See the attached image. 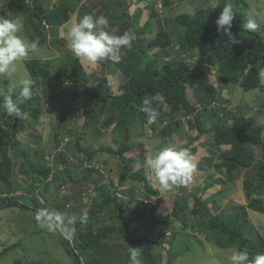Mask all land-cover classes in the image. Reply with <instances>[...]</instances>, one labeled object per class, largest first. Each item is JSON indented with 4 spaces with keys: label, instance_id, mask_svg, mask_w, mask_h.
<instances>
[{
    "label": "trees",
    "instance_id": "obj_1",
    "mask_svg": "<svg viewBox=\"0 0 264 264\" xmlns=\"http://www.w3.org/2000/svg\"><path fill=\"white\" fill-rule=\"evenodd\" d=\"M225 3H231L236 12L231 33L239 43H231L227 35L217 31L216 20ZM49 4L46 0H0V10L21 17L26 38L30 41L38 39V45L49 41L47 30L66 24L75 12L77 22L85 15L94 18L105 16L109 20V32L122 35L131 29L136 39L131 50L121 49L122 58L116 62L122 78L118 93L107 89V84L102 81L95 83L81 59L72 54H68V59L57 72L51 70L49 62L26 60L27 69L34 79V94L31 100L22 102L21 107L29 113V118L19 119L0 113V144L7 145L0 153V209L29 211L38 207L48 213H58V220L64 217L67 210L77 213L70 237L61 239L75 264H132L130 247L138 248L142 264H160V253H155L154 249L170 242L169 228L186 212L194 221L199 216L200 222L210 226L215 236L210 239L207 235V238L217 246H236L239 251L247 250L249 261L264 253V237L254 231L248 212L251 209L264 214V125L255 122L256 117L252 114L249 116L250 104L230 106L233 98H226L221 91L223 89H218L212 78L213 72H217L216 76L225 87L239 84L245 91L259 88L264 91V80L260 77V72L264 71V30L248 32L243 27L251 14L250 4L246 0H221L219 9L199 6L192 13L171 16L168 11L174 0H163L162 16L156 13L154 5L140 29L131 22L127 0H56L52 4L53 9ZM153 22L157 24L156 33H153ZM175 42L178 43L177 55L170 54ZM46 83L55 92L61 91L71 97L57 115L56 124L52 125L56 146L60 144L58 135L61 132L67 131L71 136L64 150L55 154L54 163L60 168L57 167L53 174L62 175L64 182L67 180L65 183L75 190L88 185L91 175L95 174L93 181L100 194L92 197L88 209L85 203L81 204L83 201L76 199L75 204L68 205L59 195L47 194L50 184L47 180L52 175V168L44 164L45 154L37 148L30 157L27 150L33 144H23L19 138V133L42 114L43 97L37 89ZM188 85L197 86L194 90L197 104L188 98ZM157 94L163 95V104L153 99ZM49 97L52 98L51 95ZM152 110H156L158 116L154 123L149 124L148 114ZM183 115L191 116L188 124L197 132L193 138L195 141L203 143V140L200 141L202 136H211L209 141L214 149L206 160L212 162L218 157L216 165L227 175V179L207 182L204 188L228 184L243 172L242 190L246 204L234 205L230 213L221 215L215 214L202 197L192 195L193 201L188 197L177 198L169 216L154 218L155 226L161 228L156 230L153 226L148 233L141 234L146 231L143 228V232L137 233L133 230L136 221L132 223L129 216L137 213L136 220L141 221L148 209L156 210L157 205L148 202L145 207L143 202H139L132 207V203L136 202L133 199L135 192L132 193L134 189L130 190L129 199L119 194L131 185H125L121 190L117 187L112 189L114 183L105 182L106 175L101 169L91 166L87 173L81 174L76 170L78 163H74L73 159L80 160V163H92L99 154L118 157L124 168L120 184L126 181L142 183L149 195L156 197L159 191L153 187L146 174L147 166L143 163L147 148L139 145L138 154L128 156L127 153L133 149L134 141H140L142 136L155 135L168 140L176 130L184 127L180 120ZM81 117H84L83 127L94 129L97 135H104V131H100L102 128L109 131L114 145L99 143L96 149L80 146L81 134L71 128L68 130L67 126ZM16 119L18 127L15 129ZM164 120L168 123L163 124ZM141 131H146V135ZM119 133L123 134L124 140H119ZM37 138L42 140L41 135ZM223 145H230V149L223 150ZM254 146H260L261 160L255 157ZM138 159L140 166L136 167ZM21 178L23 184L19 183ZM18 191H22L21 196L16 195ZM44 192L45 201L42 202L37 193L41 195ZM84 197L87 198V194ZM37 214L33 213V224L36 229L40 228L39 231L46 229L47 225L39 226ZM165 214L168 213L163 216ZM47 217L44 214L42 219ZM68 220L63 218L62 225L67 226ZM196 225L200 228L199 223L196 222ZM18 246V243H13L5 247L0 251V257ZM169 255L172 257L171 251Z\"/></svg>",
    "mask_w": 264,
    "mask_h": 264
},
{
    "label": "rangeland",
    "instance_id": "obj_2",
    "mask_svg": "<svg viewBox=\"0 0 264 264\" xmlns=\"http://www.w3.org/2000/svg\"><path fill=\"white\" fill-rule=\"evenodd\" d=\"M49 1V5L54 4L56 0H46ZM126 2V0H125ZM221 0H174V4L171 7V9L168 11L169 15L174 16L175 14L180 13H192L195 8L199 6H212L217 9H219V4ZM250 4V12L251 13H257L258 15L255 17L257 20V23L260 25L258 30H264V0H246ZM126 4V3H124ZM122 4V5H124ZM127 4L129 5V11L131 15V22L135 26H138L140 29V26H143L144 22L147 20L149 13L151 10H153V6L155 5V11L159 15L160 12L163 9V0H161V4L157 5V2L155 0H127ZM221 5V4H220ZM54 6V5H52ZM217 6V7H216ZM136 8H139L140 11H135ZM167 12V14H168ZM162 14V13H161ZM160 14V15H161ZM0 15H6L3 13V11L0 10ZM13 16V15H12ZM162 16V15H161ZM74 20H69L66 24L61 27H52L54 29L47 30V35L49 38V41L46 44L38 45V49L34 53H30L29 57L25 60H23L20 63V67L18 69L17 78H29L32 81L34 79L32 78L31 74L29 73L27 66H26V60L29 59H39L44 62L50 63V68L52 71L58 70V68L68 59V54H72L71 48H70V29L71 26L74 24V22H77V15H73ZM140 18V21H139ZM163 23L166 24L163 18ZM153 33H156L157 31V24L153 22ZM137 29V30H139ZM21 35L26 37V34L24 32V29H22ZM152 38V37H148ZM55 40L54 42L51 41ZM60 44V45H59ZM178 43H174L173 48L170 51L174 53V55H177L175 52L177 50ZM73 56V54H72ZM81 61L84 63L86 70L93 75V78L96 82H104L107 84V89L113 91L114 93L119 92V86L122 82L121 73L116 65V62H113L111 60H105L103 62H99L96 64H90L86 59L80 58ZM213 79H216L215 86L218 89L223 92V95L226 98H233L232 104L230 106H235L236 104L246 105L250 104L253 108V113L255 110L258 109L259 106H264V92L260 89H253L245 91L242 89V87L239 84L236 85H229V87H225L224 84L216 78L215 75L212 76ZM9 83V80L6 76H0V89H3L7 86ZM70 83V82H69ZM69 83H66L68 85ZM65 85V86H66ZM39 86V85H38ZM197 86H189L187 88V95L188 98L194 103L197 104V99L194 96V90ZM66 90V88H64ZM198 89V88H197ZM38 93L43 97V107H42V114L40 115L39 119L33 120V125H29L24 131L19 133V138L21 139V142L27 143L31 142L33 145L31 146V149L27 150L29 156L33 157L34 151L37 148H40L42 152H44L45 157H49L52 153L56 150V143L54 141L53 137V129L52 125L56 124V117L57 115L63 110V108L66 105V102L70 101L71 97L67 96L65 93H62L61 91H54L48 83L44 84L43 86L39 87ZM49 95H51L50 98ZM215 106V105H213ZM247 110V109H246ZM252 110V109H251ZM6 114V113H5ZM249 116L251 113H248ZM261 116V118H259ZM263 115H260L259 113L256 115L255 122L262 120ZM84 117H81L77 121L70 122L68 127L71 128L74 131H78L81 135L80 139V146H87L91 147L93 149H96L99 143L103 144H109L114 145V143L111 140L112 134L107 131L105 128H102L100 131H104V135H97L93 130L83 127ZM182 122V121H181ZM264 123V119L262 120ZM184 127L182 130H176V134H174L173 137L162 139L159 136H153V137H146L142 136L141 140L134 141V147L133 149L127 153L128 156H135V154H138L139 152V145H145L151 149L148 150V152L155 151L157 149H162L165 147H170V143L172 142L179 144V148H187L190 149L189 152L194 158V162L197 161V156L193 149V137L195 134H197L196 130H193L191 126L188 124V121L183 122ZM134 127V124H133ZM158 128V125L156 126ZM150 131L148 129V133L150 134ZM142 134L146 135V131H141ZM41 133V134H40ZM39 135L42 136V140L37 138ZM264 136V133H263ZM181 137V138H180ZM211 136H203V144L205 147L210 151V154L213 152L210 141H208L207 138ZM99 138V140H98ZM119 140H124L123 134H118ZM133 138V135H132ZM206 138V139H205ZM184 139V140H182ZM186 140V141H185ZM207 140V141H206ZM100 141V142H99ZM170 142V143H169ZM137 145V146H136ZM173 148L174 145H171ZM25 147V146H24ZM63 151V150H61ZM77 152V151H76ZM13 153V151L11 152ZM79 153V152H78ZM256 153L257 155L255 157H258L259 160L260 154H261V148L256 147ZM57 155V153H55ZM210 157V156H209ZM208 156L202 158L203 166H207L210 171H212L213 175H207L206 179H200L204 182H208L209 184L212 183L214 180L218 178H223V174L216 173L215 170H219L218 166L216 165L218 161V157L215 158L214 161H208L206 160ZM214 158V157H213ZM46 159V158H45ZM56 160V156L54 157L53 162ZM74 163H78V167L76 170L80 171L81 174L87 173L88 169L91 168V166H96L99 169H102L106 175V178L108 181L115 182L117 184L123 176V167L122 162L118 157H113L108 155V153L105 154H99L96 158L92 160V163L82 162L80 163V160L73 159ZM72 161V160H71ZM140 160H136V167L140 166ZM19 162V160H17ZM43 163V161H42ZM144 165L145 161L143 162ZM44 164L46 166H50L54 172L55 169L59 166L52 165L49 163V160H44ZM49 164V165H48ZM62 166V165H60ZM77 166V165H76ZM90 166V167H89ZM147 167L146 174L149 177L151 183L153 186H158V184L153 179V173L151 170ZM220 171V170H219ZM19 176V174H17ZM53 177L49 181V189L48 195H59V197L68 205H72L76 203L77 201H83L81 204L85 203V208H90V203L93 201L92 197L97 196L100 194V192L96 189L95 183L93 179L95 178V174L91 175V182L81 188H78L75 190V188H72V185L68 186L67 180L64 182V178L60 174H53ZM106 180V179H105ZM29 181V180H28ZM27 181V182H28ZM19 183L23 184L22 178L19 181ZM26 183V182H25ZM64 183V186L61 187V185ZM191 183H188V186L195 185V188L191 190V188L187 189L186 191H183L181 195H178L176 190L179 188L174 187L173 189L169 191H174V194L168 193L165 190L162 193V195L165 197L163 201H170L169 203H175L177 198H192V195H196L198 197H201V195L206 190L205 185L204 186H196L197 181L195 180L191 185ZM206 184V183H204ZM134 185V189L137 191L134 193L136 198H143L144 195L142 192V183H137L133 181H128L126 186ZM228 184L224 185L223 188H225ZM68 186V187H66ZM124 187V186H123ZM123 187H120L121 190ZM114 189V187L112 186ZM132 187H129L128 190H121L119 194L125 198L129 199V195L131 194ZM158 188V187H157ZM46 190V191H47ZM160 191V189H158ZM185 190V189H184ZM83 195H82V193ZM79 193H81L79 195ZM219 193V192H218ZM22 191H18L16 195L21 196ZM39 198L42 202H44V198L46 193L39 194L37 193ZM87 194V198L84 197ZM79 195V196H78ZM178 195V196H176ZM217 194L210 193V197H205L204 199L207 204H209L211 207L214 205V207L219 208L218 206V200L215 201L213 198ZM171 196V197H170ZM174 196H176L174 198ZM171 198V199H167ZM56 199V198H55ZM53 199L52 201H54ZM192 200V199H191ZM193 201V200H192ZM160 202H157V210L150 209L148 213V218H157L161 216V214H164L166 209H170L171 206L164 205L163 203L160 205ZM166 204V203H165ZM191 204V203H190ZM136 202L132 203V207H135ZM168 207V208H167ZM191 207V205H190ZM32 210L24 211L20 208H13V209H0V251H2L5 247L12 245L13 243H18L19 246L13 250L8 251L6 254L0 257V264H75V261L72 257H70L64 246L61 243V239L63 238H69V232L71 231L72 224L78 217L77 213L71 212L70 210H67L63 218H68L67 226H63L61 223V220H58L59 214L56 212L48 213L44 211L45 215H47L48 219H42V223H39L40 227H46L43 230L39 231L40 228L36 229V225L33 224L32 216L33 213H39L41 210H44L42 208L38 207H32ZM213 209V207H212ZM220 209V208H219ZM221 209L223 207L221 206ZM35 210V211H33ZM189 210V208L187 209ZM249 217L252 220L255 228L257 230H260V232L263 234L264 237V214L259 213L256 211H253L251 209L248 210ZM138 214H132L130 215L129 219L132 223H135V218H137ZM169 216L168 214H165V217ZM55 217V218H54ZM51 219V220H50ZM149 219H144L138 222L136 221L133 230L137 233H141L142 229L147 227V225H144L143 223ZM180 220L186 225L191 224V220H187L186 213H182L180 216ZM201 219L198 216L195 222L200 224V229L203 232H200L198 229H195V227H188V231H192L191 235H187L186 230H177L173 228V230H176L177 233L175 237L171 239V242L167 241L164 245H161L160 247L154 249L155 253H160L159 261L160 264H232L230 257L234 252H238V248L236 246L230 247V248H222L217 246L214 242L207 240V235L211 237L212 239L215 236V233L210 230V226L206 225L204 222H200ZM176 224V221H175ZM208 224V223H207ZM43 225V226H42ZM179 226V225H178ZM37 230V231H35ZM149 228L146 229L144 233L145 234L149 232ZM35 231V232H34ZM169 231L171 229L169 228ZM196 231V232H195ZM34 232V233H33ZM194 233V234H193ZM258 237V234H255ZM207 236V237H206ZM208 237V238H209ZM168 249L171 250L172 257L168 254ZM170 252V251H169Z\"/></svg>",
    "mask_w": 264,
    "mask_h": 264
},
{
    "label": "clouds",
    "instance_id": "obj_3",
    "mask_svg": "<svg viewBox=\"0 0 264 264\" xmlns=\"http://www.w3.org/2000/svg\"><path fill=\"white\" fill-rule=\"evenodd\" d=\"M156 2L157 5L161 4V0H158ZM49 6L50 9H53L52 5ZM137 9L139 8H136L135 11ZM75 13H72L70 18L71 20L73 19V15ZM235 15L236 12L234 11L232 4L225 3L222 8V11L220 12L216 20L217 31L221 32L223 35H227L229 41L233 44L240 42L231 33V28ZM257 15H258L257 13L249 14L248 19L243 24L244 30L248 32H256L258 30L260 25L257 23V20L255 18ZM108 25H109V20L105 16H98L94 18L92 15H85L81 19H79L78 22L76 23L74 22V24L71 26L70 29V37H71L70 48L73 56L76 58H84L90 64H96L99 62H103L105 60H111L113 62L118 63L122 58L120 54L121 49L131 50L133 47V41L136 39V34L134 31L129 29L124 31L122 35H116L107 30ZM22 28H23V21L21 17L12 16L11 12L7 13L6 15H0V76H6L9 80L7 86L3 89H0V113H6L9 116H13L19 119L21 118L28 119L29 113L22 110L21 104L22 102H27L32 99L34 94L33 93L34 81H32L29 78H17V74H18V69L20 67V63L23 60L27 59L30 53H34L37 51L39 41L38 39H34L30 41L26 37L21 35ZM216 73L217 72H213L215 76ZM260 77L262 80H264V71L260 72ZM216 78L218 79L217 76ZM189 86L191 85H188V87ZM153 99L160 104H163L165 102L164 97L161 94H157ZM149 102L150 101H146V103ZM251 109L249 110V113H251L255 117L258 113L260 115L264 114V106H259L254 113H253V108ZM157 116H158V112L156 110H152L148 114L147 122L149 124L154 123ZM188 118H191V116L183 115L180 117V120L182 122H186L188 121ZM259 118H261V116ZM263 119L264 117L262 118V120ZM262 120H259L258 122L264 125ZM16 122H17V126L14 125L15 129L18 127V119ZM166 123H168L167 120H164L163 124ZM69 129L70 128L68 127V130ZM174 134H176V131L173 133L171 137H173ZM152 136L150 135V137ZM58 138L60 139V144L59 146L55 147L56 148L55 152L52 153V155L48 158L49 163H51V166L54 165L53 160L55 157V153L64 150V147L66 146L67 142L70 141L71 136L67 133V131H63L60 133V135H58ZM147 149L150 150L148 146ZM254 151L256 156L257 155L256 146H254ZM259 160H261V154ZM145 164L153 173V179L158 184V186L155 187L153 186V187L157 190L160 189V191L158 190L159 191L158 196L151 197L149 193L142 187V192L146 196H144L143 198H136L135 206H137L139 202H143L144 206L148 202H151L155 205L157 204L158 201L161 204L164 203V201L162 200L163 199L162 193L164 192L163 190L169 191L174 187L178 188L180 186L187 185L192 180V174L196 169V163L194 162V158L192 157V155L189 152V149L187 148L165 147L162 149H157L155 151L147 152L145 154ZM223 173L224 175H226L224 171ZM131 186L132 188L134 187V185ZM134 191L137 190L134 189ZM202 195L201 197L205 201ZM176 196H174V198ZM134 197L135 195H133V199ZM209 207L215 214L224 215L223 214L224 212L222 213L221 210L217 209L216 207L212 206L213 209L210 205ZM173 208L174 207H172V210ZM172 210L169 213H171ZM149 211L150 209H148V213ZM156 211L159 210L156 209ZM148 213L145 218L149 220H146L143 223L144 225H147L145 229L147 228L152 229L153 226L156 227V230L161 228V226L159 225L155 226V221H153L155 220L154 218L151 219L150 218L151 216H149L148 218ZM44 214H45L44 210H41V212L37 214L36 220L42 223V217L44 216ZM134 214L136 215L137 213ZM163 215L164 214H161L160 217L161 218L165 217ZM186 217L187 220H191V224L189 223L185 225L180 219L175 220L176 224L175 221L172 223L170 228L172 232L170 235V242L171 239L175 237L177 233V231L173 230V228L177 230H181V229L186 230L187 235H191L192 232V231H188L189 226L191 228L195 227V229H198L200 231L199 226L196 225V222L194 221L191 214L186 212ZM135 221H137L136 218ZM250 221L253 224L251 219ZM254 231L256 233L260 232V230H257L255 226H254ZM70 235L71 232H69V236ZM169 251L171 250L168 249V254ZM129 254L132 264H142V261L139 258L140 252L138 248L130 247ZM230 260L232 264H264V253L257 254L251 261H249V254L247 250H241L238 252H234L230 257Z\"/></svg>",
    "mask_w": 264,
    "mask_h": 264
},
{
    "label": "crops",
    "instance_id": "obj_4",
    "mask_svg": "<svg viewBox=\"0 0 264 264\" xmlns=\"http://www.w3.org/2000/svg\"><path fill=\"white\" fill-rule=\"evenodd\" d=\"M84 1H86V0H82V2H84ZM75 15H77V13H75ZM64 25H67V24H64ZM64 25H62V26H64ZM196 136H197V134H195L194 137H196ZM200 139H201L200 141L204 140L203 138H200ZM207 139L209 141V138H207ZM182 140H184V139H182ZM192 143H194L193 144L194 145L193 151L196 153L197 161L195 162L196 163V169L192 174V180L190 181V183L192 184L196 180L197 181L196 186H204V185H206L204 183H207V182H204L203 180H200V179H206L207 175L209 176V175H213V174H212V171H210L207 166H203V162L201 160L203 157L209 156L210 151H208V149L205 147V145L203 143H199V142L195 141L194 139H193ZM171 145H174V147L178 146V148H179V144H177V143L172 142V144L170 143L169 146L172 147ZM221 148L223 150H228V149H230V145H223ZM207 159H209V158H207ZM216 162H218V161H216ZM219 170H215L216 173H218V172L220 174L222 173L223 178L227 179V175H224L222 168H219ZM244 175L245 174L242 172L238 177H236V179L234 181L228 182V185L225 188H223L224 185H222V184H217V185L212 186L211 188L204 191V194L202 195L203 198H204V195H205V197H208V196L210 197V193L217 194L216 196H214L213 199L215 201H217V200L219 201L218 206L220 209L219 208L218 209L221 210L222 213L224 212L223 213L224 215L227 213H230L232 211L234 205H238L239 203H242V204L245 203L246 204V200L244 198L243 190H242V181H243ZM189 188H191V190H192L193 188H195V185L188 186V184H187L184 186H180L176 190V192L178 195H181V193L183 191H186ZM166 192L171 193V194L175 193L174 191L173 192L172 191H166ZM222 193H225L224 194L225 196H221ZM163 199H165L164 196H163ZM167 199H171V198H167ZM189 199H191V198H188V200ZM219 199H221V200H219ZM169 202L170 201H164V203H163V207H164V205L171 206V208L166 209L164 213H169L172 210V207H174V203H169ZM212 206L214 207V205H212ZM221 206L223 207V209H221Z\"/></svg>",
    "mask_w": 264,
    "mask_h": 264
},
{
    "label": "bare ground",
    "instance_id": "obj_5",
    "mask_svg": "<svg viewBox=\"0 0 264 264\" xmlns=\"http://www.w3.org/2000/svg\"><path fill=\"white\" fill-rule=\"evenodd\" d=\"M58 27H60V26H58ZM67 143H68V142H67ZM189 150H190V149H189ZM192 151H193V149H192ZM51 155H52V154H51ZM51 155H50V156H51ZM50 156H49V157H50ZM49 157L46 156V160H48ZM48 165H49V164H48ZM49 167H50V166H49ZM101 170H102V169H101ZM102 172H104V171L102 170ZM53 173H54V171L52 170V173H51V174L53 175ZM104 174H105V173H104ZM52 175L48 178V180H51V178L53 177ZM121 180H122V179H121ZM121 180H120L117 184H115V182H113L114 185H115V186H113V187H117L118 189H120V187L125 186V185L127 184V182H128V181H126V182H124L123 185H121V184H120ZM105 182H110V181H108V179L106 178ZM112 189H113V188H112ZM144 219H146V218H144ZM144 219H143V220H144ZM171 233H172V232L168 230V234L171 235Z\"/></svg>",
    "mask_w": 264,
    "mask_h": 264
},
{
    "label": "water",
    "instance_id": "obj_6",
    "mask_svg": "<svg viewBox=\"0 0 264 264\" xmlns=\"http://www.w3.org/2000/svg\"><path fill=\"white\" fill-rule=\"evenodd\" d=\"M16 121H17V119H16ZM15 126H17V122H15ZM127 132H128V131H127ZM5 148H6V144H1V145H0V152L3 153L4 150H5Z\"/></svg>",
    "mask_w": 264,
    "mask_h": 264
}]
</instances>
